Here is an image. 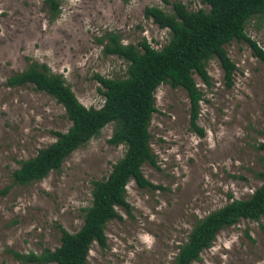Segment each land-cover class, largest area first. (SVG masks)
<instances>
[{
	"label": "rangeland",
	"instance_id": "374dc122",
	"mask_svg": "<svg viewBox=\"0 0 264 264\" xmlns=\"http://www.w3.org/2000/svg\"><path fill=\"white\" fill-rule=\"evenodd\" d=\"M59 0L49 19L42 0H0V264H21L9 251L40 253L59 244L62 227L76 231L90 204L91 181L104 178L124 146L108 143L107 124L73 150L56 170L19 185L10 174L21 160L55 140L70 125L63 108L31 85L9 87L8 76L30 63L61 74L85 107L103 101L93 78L125 76L126 62L102 53L99 41L114 32L123 44L142 39L155 48L168 30L143 16L145 6L171 14L175 0ZM187 10H207L200 0H179ZM244 33L264 51V16L251 17ZM234 64L227 83L217 58L205 62L208 84L193 73L202 96L196 119L202 135L189 126V104L180 87L160 83L148 123L154 164L143 163L146 180L162 189L125 187L128 210L104 224L105 246L92 242L87 264H171L194 222L233 199L247 198L261 184L264 170V61L246 42L223 45ZM34 264V263H27ZM52 264V263H48ZM190 264H264V216L240 219L216 232Z\"/></svg>",
	"mask_w": 264,
	"mask_h": 264
},
{
	"label": "trees",
	"instance_id": "16d2710c",
	"mask_svg": "<svg viewBox=\"0 0 264 264\" xmlns=\"http://www.w3.org/2000/svg\"><path fill=\"white\" fill-rule=\"evenodd\" d=\"M121 1L126 3L129 0ZM200 1L207 5V10H187L179 0L170 3L171 14L155 5L143 8L145 18L168 30L167 42L158 49L151 47L145 39L135 45L123 44L114 32L102 35L99 39L103 43L102 53L122 59L126 68L125 76L121 78L93 74L103 97L98 107L82 105L62 75L50 72L45 64L32 62L6 78L9 87L31 85L51 96L70 121L64 132H53V142L19 162L10 174L12 183L24 185L42 179L49 171L58 169L73 150L96 136L107 124H112L108 143L124 146L122 156L111 165L108 174L91 181L90 204L83 210L80 227L74 232L59 227V244L53 249L44 248L40 253L9 251L21 264H87L91 243L105 246L104 224L111 219H120L116 207L128 210L125 200L127 182L133 180L140 188L162 189L146 180L141 172L143 163L154 164L147 127L151 113L155 111L154 90L160 83L180 87L185 92L189 126L202 135L196 123L202 93L193 73L208 84L205 62L217 58L230 84L234 64L223 45L232 39L246 42L252 54L264 61V51L244 33L248 19L264 16V0ZM42 5L49 19L59 13V0H42ZM258 148L264 150V143H259ZM256 175L261 184L247 198L233 199L194 222L171 264H190L199 258L201 250L210 245L220 229L240 219L257 220L264 216V170Z\"/></svg>",
	"mask_w": 264,
	"mask_h": 264
}]
</instances>
